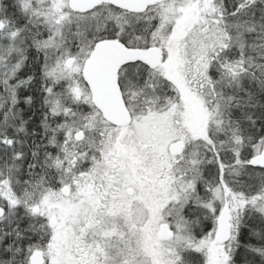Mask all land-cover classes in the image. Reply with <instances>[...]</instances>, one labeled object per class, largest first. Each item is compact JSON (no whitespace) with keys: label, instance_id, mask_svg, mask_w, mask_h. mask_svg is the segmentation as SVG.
<instances>
[{"label":"snow or ice","instance_id":"obj_1","mask_svg":"<svg viewBox=\"0 0 264 264\" xmlns=\"http://www.w3.org/2000/svg\"><path fill=\"white\" fill-rule=\"evenodd\" d=\"M0 264H264V0H0Z\"/></svg>","mask_w":264,"mask_h":264}]
</instances>
